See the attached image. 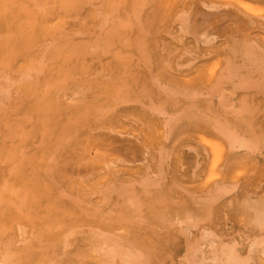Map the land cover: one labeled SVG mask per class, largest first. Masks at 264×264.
<instances>
[{
  "label": "rangeland",
  "instance_id": "374dc122",
  "mask_svg": "<svg viewBox=\"0 0 264 264\" xmlns=\"http://www.w3.org/2000/svg\"><path fill=\"white\" fill-rule=\"evenodd\" d=\"M0 264H264V0H0Z\"/></svg>",
  "mask_w": 264,
  "mask_h": 264
},
{
  "label": "bare ground",
  "instance_id": "6f19581e",
  "mask_svg": "<svg viewBox=\"0 0 264 264\" xmlns=\"http://www.w3.org/2000/svg\"><path fill=\"white\" fill-rule=\"evenodd\" d=\"M46 249V248H45Z\"/></svg>",
  "mask_w": 264,
  "mask_h": 264
}]
</instances>
